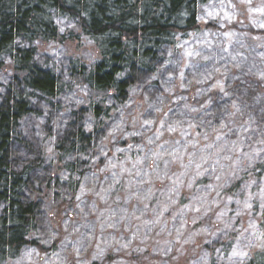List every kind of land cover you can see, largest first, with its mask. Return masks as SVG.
<instances>
[{"label": "trees", "instance_id": "1", "mask_svg": "<svg viewBox=\"0 0 264 264\" xmlns=\"http://www.w3.org/2000/svg\"><path fill=\"white\" fill-rule=\"evenodd\" d=\"M216 1L0 0V264H53L62 250L67 264H183V247L187 262L218 264L250 240L259 248L241 264H264V200L252 202L257 223L243 225L233 213L215 222L218 210L202 209L209 193L191 197L210 182L187 159L202 129L206 143L223 129L237 136L233 115L248 112L257 117L240 139L264 151V81L230 70L202 95L203 67L211 82L222 65L186 55L202 29L264 45L247 16L201 23ZM28 120L39 136L32 152ZM176 136L189 147L167 167L160 148ZM252 156L218 198L239 200L263 183L264 159ZM152 221L159 243L146 236Z\"/></svg>", "mask_w": 264, "mask_h": 264}, {"label": "rangeland", "instance_id": "2", "mask_svg": "<svg viewBox=\"0 0 264 264\" xmlns=\"http://www.w3.org/2000/svg\"><path fill=\"white\" fill-rule=\"evenodd\" d=\"M242 16L249 17L252 20L254 27L264 29V0H219L202 8L200 21L203 24L214 21L219 23V25H223L224 23H229ZM61 24L62 26H65V22H61ZM202 31L203 33L198 35L195 40L190 43L188 50L186 49V55H192L194 58H199V61H204L206 63L212 62V66H214L213 60L217 61V64L222 65V67L219 66L221 69L220 72L217 73L211 82L209 80L211 78L212 72L209 71L210 69L208 66L203 67L204 71L201 73L203 76H200V80L204 81L201 82L202 84H200L201 87H204L202 88V95H205V93H207L208 90L212 88L211 85H215V82L220 83V80L223 81L225 75L231 74L229 72L230 70H233L231 72L237 77L243 75L239 73L246 72L248 74H257V76L264 81V45L257 46L256 42L253 40L247 42L243 37L234 35L235 33H230L229 37L221 40V37L218 38L216 32L213 34L211 31L206 29H202ZM219 45L221 46L220 49L214 48L215 46L219 47ZM42 53L45 55L47 54L44 51ZM250 59H252V63L249 61ZM207 77H209V80ZM0 90L3 92L1 86ZM206 115L207 114L205 112H202L200 116L201 119L204 118V116L206 117ZM233 116L236 118V120L242 121V125H240V128L237 131V136L232 135L230 131L228 133L224 132L223 129L219 130L217 133H213L208 143H206L204 137H202V135H205L206 133L205 125L200 124V126H198L199 130H201L202 127L205 130L202 129L201 134L197 137V151H195L192 156H187V159H192V161L198 163L199 172L204 174L206 173L208 178H210V182L207 188L197 187L194 190L195 194H192L191 197L193 204H195L196 200H198L196 195L203 194L205 196L207 195L206 193H209V201L202 209L204 211H206L208 208L217 209L218 212H216L213 217V219L216 220L215 222L223 221L225 223L226 216L233 213V222H237V224L248 225L247 221H249L252 222L253 225L257 223V216L252 211V202L255 201L262 203L264 200V180L262 181L263 183L259 182L260 186L258 188H256L257 185L256 187L253 185L245 186V190L239 200L235 198L231 200L224 199V197L218 198V193L220 190L225 188L224 186H226L228 182L239 176L238 168L240 165H247L246 160H249L251 157L253 158L252 154L257 152L262 156L264 153V151L261 153V151L258 150L261 148L260 145L262 142L250 139L251 143H249V141H246V139H240V132L250 130V120L255 119L257 116H249L248 112L243 114L235 113ZM262 124L264 123L261 121L260 125ZM190 127L191 123H185L183 127L178 126L177 130L175 131L182 135L185 134L186 130ZM24 130L28 139L33 142V147L31 148L32 152L35 144V147H37V145L39 146V136L30 120L24 124ZM169 136L170 133L168 134V137ZM257 140H260V138ZM188 147L189 145H187L185 141L181 140V138L178 136L172 138V141L163 142V145L160 148V153L166 157L165 165H167V167L171 166L173 164L171 162H176L174 159L175 153L182 154ZM31 152L25 151L23 154L30 158L32 156ZM262 157L264 159V155ZM221 201H223V205H221ZM216 203L220 207H216ZM229 203L233 205L230 209H226L224 205ZM222 206H224L226 210H223ZM194 209L197 208L194 207ZM194 216H196L195 211L192 215V218ZM139 222H141V220ZM154 223L155 222L153 221L148 223L149 230H152V225ZM39 227L41 232L46 236V238H48L50 235L48 233H51V230L47 221L42 216L39 219ZM152 232H154V230H152ZM158 232L159 231L154 232V236L151 235L150 237H148V233H144H146V236L149 240L156 239V242L159 243L160 232ZM128 233L129 232L127 231L126 234ZM171 236H173V233ZM89 240L90 239L88 237H85L84 242H89ZM162 241L164 242V238ZM156 242L154 246H151L152 250L159 251L162 249L163 251L164 244H157ZM249 242H251L249 245L244 244L246 246H237V249L234 251L232 256H229L225 260H219L218 264H241V262L248 257L250 252L256 250V248H259L255 242L253 243L254 245L252 244V240ZM99 244L102 245V248L99 250L101 251L105 244H103V242ZM187 250V248H182L177 261L182 263L185 260L183 264H202L200 260H189L187 262ZM182 257L184 260H182ZM65 259L66 254L62 250L58 255L57 261L55 259L53 264H67L65 263Z\"/></svg>", "mask_w": 264, "mask_h": 264}]
</instances>
